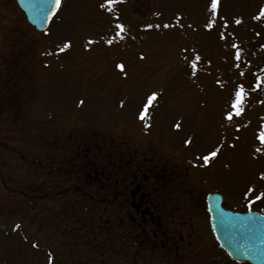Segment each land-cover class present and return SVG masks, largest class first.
Returning <instances> with one entry per match:
<instances>
[{
  "label": "rangeland",
  "instance_id": "rangeland-1",
  "mask_svg": "<svg viewBox=\"0 0 264 264\" xmlns=\"http://www.w3.org/2000/svg\"><path fill=\"white\" fill-rule=\"evenodd\" d=\"M211 4L62 0L39 32L0 0V264H248L206 197L264 215V0ZM97 149L165 186L148 222L84 187L109 185Z\"/></svg>",
  "mask_w": 264,
  "mask_h": 264
},
{
  "label": "water",
  "instance_id": "water-1",
  "mask_svg": "<svg viewBox=\"0 0 264 264\" xmlns=\"http://www.w3.org/2000/svg\"><path fill=\"white\" fill-rule=\"evenodd\" d=\"M62 1V0H61ZM27 21L39 31L48 28L57 13L51 0H16ZM224 197L218 192L207 196L211 226L216 239L237 261L264 264V215L257 212L240 213L224 207Z\"/></svg>",
  "mask_w": 264,
  "mask_h": 264
},
{
  "label": "flooded vegetation",
  "instance_id": "flooded-vegetation-1",
  "mask_svg": "<svg viewBox=\"0 0 264 264\" xmlns=\"http://www.w3.org/2000/svg\"><path fill=\"white\" fill-rule=\"evenodd\" d=\"M117 169L118 168H116V174L118 176ZM120 182L125 185V195L130 198V202L128 201L129 216L133 220L137 217L144 216L145 220L148 222L152 217L149 215L148 217H146L145 213L147 214L151 212L154 203L158 199L160 200L165 198V195H162L165 186L162 184L157 186L156 181H149L148 184H143L142 186L139 182H136V180H131L130 183H128L126 182V180L119 181V179L116 177V179L111 182L113 195L112 197H114V200L118 197L120 191ZM135 184L137 186H135ZM150 224L154 223L150 222ZM153 232V234L158 237V228H155ZM165 246L166 245H162L163 248H165Z\"/></svg>",
  "mask_w": 264,
  "mask_h": 264
},
{
  "label": "trees",
  "instance_id": "trees-1",
  "mask_svg": "<svg viewBox=\"0 0 264 264\" xmlns=\"http://www.w3.org/2000/svg\"><path fill=\"white\" fill-rule=\"evenodd\" d=\"M86 149H88L86 146H84ZM98 150V149H97ZM97 157H98V159H100V162H102V160L103 159H107V161H108V164L106 165V164H99V166H100V169L102 170H100L99 169V171H100V174H103V176L105 177V179H103V180H105V182L106 181H110L109 182V185L107 184H100V185H98V187H99V189L98 188H94V186L92 185V186H87V184L86 185H84V187L85 188H87L88 190H93L94 192L93 193H95V195H97V196H99V197H101L102 199H104L105 198V196L106 195H104V193H106L105 191L106 190H109V188H107V187H110V195H112V191H111V189H112V185H111V182H113L115 179H116V177L118 178V179H120V177H121V179L123 180V181H125L126 180V182H128V181H130V180H138L141 176H143L144 177V175L145 174H143L141 171H139V170H134L133 168H131V166H130V164L129 163H127L126 164V166H125V169H123V172L122 173H120L119 174V171L117 170V172H118V176H117V174H116V168H117V163H114V162H112V160H110V158H109V156H106L105 155V153H102L101 151H99L98 150V152H97ZM108 155V154H107ZM129 159H131L130 157L127 159V160H125V159H121V160H119L120 162H124V163H126L127 161H129ZM113 161H115V160H113ZM131 161H134V159H131ZM145 161V160H144ZM146 162V161H145ZM116 167V168H115ZM130 168V169H129ZM93 170V169H92ZM91 170V171H92ZM77 173H78V175H79V177H81L80 176V173H81V170L80 169H77ZM120 176V177H119ZM79 177H77V179H78V181H81V179L79 178ZM88 178H90V179H92V177L91 176H89ZM140 180V179H139ZM83 182V181H82ZM122 184V183H121ZM121 190H122V192H124V194H125V185H121Z\"/></svg>",
  "mask_w": 264,
  "mask_h": 264
},
{
  "label": "snow or ice",
  "instance_id": "snow-or-ice-1",
  "mask_svg": "<svg viewBox=\"0 0 264 264\" xmlns=\"http://www.w3.org/2000/svg\"><path fill=\"white\" fill-rule=\"evenodd\" d=\"M217 2L218 0H212V4L211 7L213 9V11L216 10L217 8ZM52 3V8H50L48 11L54 13L55 9H58L61 6V0H51ZM262 13H264V9H262ZM237 23H239V21H237ZM117 28H122L121 25H117ZM65 47H67V45H65ZM197 59H199V57H197ZM122 67V66H121ZM193 68H195V64H193ZM155 99V94H153L152 96L148 97V103L151 104V102ZM243 100V89H239L236 91L235 93V100L232 103V108L235 110L236 115H239L241 112V103ZM226 119L231 120L232 119V113H228L226 116ZM261 141L264 142V134L261 135L260 137ZM216 152H212L211 156H216ZM205 162L208 161V157H204Z\"/></svg>",
  "mask_w": 264,
  "mask_h": 264
}]
</instances>
